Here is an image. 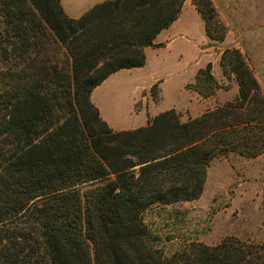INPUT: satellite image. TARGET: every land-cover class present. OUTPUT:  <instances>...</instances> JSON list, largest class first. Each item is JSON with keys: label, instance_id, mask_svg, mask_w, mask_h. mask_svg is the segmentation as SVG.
<instances>
[{"label": "trees", "instance_id": "trees-1", "mask_svg": "<svg viewBox=\"0 0 264 264\" xmlns=\"http://www.w3.org/2000/svg\"><path fill=\"white\" fill-rule=\"evenodd\" d=\"M184 1L105 0L72 18L60 0H0V264H264V241L233 236L165 254L141 219L198 198L214 158L264 152V95L238 49L220 56L237 96L186 121L168 109L116 131L90 100L110 74L144 65ZM192 2L221 41L211 0ZM54 43L69 64L51 61ZM186 87L206 98L222 86L207 63ZM150 95L160 100L157 83Z\"/></svg>", "mask_w": 264, "mask_h": 264}, {"label": "rangeland", "instance_id": "rangeland-1", "mask_svg": "<svg viewBox=\"0 0 264 264\" xmlns=\"http://www.w3.org/2000/svg\"><path fill=\"white\" fill-rule=\"evenodd\" d=\"M101 1L61 0L60 3L69 7L70 13H77L79 9L91 7ZM211 2L216 11V21H212L215 32H221L220 25L225 28L221 41L212 39L215 48L211 49L210 58L216 66V73L219 67V75L222 76L220 56L223 50L236 48L253 71L264 95V0ZM77 15L81 16L80 13ZM192 23L197 31V24ZM52 40L53 38L48 37L47 41ZM46 47L53 63L59 67L70 63L63 47L58 43L50 46L46 44ZM191 59L192 54H184V72L167 82L169 88H166L160 103L152 104V112L186 102V95H175L171 92V86L179 79L187 81L191 78L189 70L192 67L187 63L192 62ZM153 74L150 70L121 69L107 78L94 93V101L100 105L107 124L113 130H128L144 124L145 116L149 114L146 107L143 109L147 94L141 90L148 87ZM221 86L207 101L209 109L237 96L238 84L234 74L225 75ZM149 96L151 97L150 90ZM141 109L144 111L139 112ZM192 109L195 110L196 105L193 104ZM178 111L181 113L180 120L186 121L189 112L187 106ZM263 191L264 152L255 157L229 152L211 160L206 169L203 191L198 198L171 204H154L142 212L141 219L158 238L156 245L165 254H171L190 242L215 246L228 236L261 242L264 241Z\"/></svg>", "mask_w": 264, "mask_h": 264}, {"label": "crops", "instance_id": "crops-1", "mask_svg": "<svg viewBox=\"0 0 264 264\" xmlns=\"http://www.w3.org/2000/svg\"><path fill=\"white\" fill-rule=\"evenodd\" d=\"M61 5L64 12L69 17L76 18L79 16L77 15L78 13H80L81 15L83 12H85L95 4H93L91 7H84L82 9H79L77 13H75L76 11L70 13L68 9L69 7H66L64 4ZM192 22L197 24L198 27L197 31L195 30L196 28L192 25L193 24ZM154 43H156L157 46H148L144 49V54H145L144 65L141 67L133 68V69L147 70V71L150 70L152 71V73L154 72L152 78L150 79V83L148 87L142 88L141 90V91H146L147 96H145L146 101H144L143 109L146 107L149 114L145 116V122L141 126L147 124L148 116L153 117L168 109H175L177 112H179L178 110H182L184 109V106L185 108L187 106L189 112L186 120L189 118L197 117L202 113H204L205 111L209 110V108L207 107V101L211 99V96L203 98L195 90L191 88H187L186 85L194 81V77L197 70L199 68H203L207 63L212 64V73L220 84L222 83V78L224 76L219 75V71H220L219 67L217 68L218 73H216L215 70L216 66L214 63H212V60L210 58V51L211 49L215 48L214 42L206 34L204 20L201 17L198 10L196 9V7L194 6V4L191 2V0H185L183 2L177 18L167 28L162 29L156 35L154 39ZM184 54L186 55L192 54V59H191L192 62H187L192 67V69L189 70V74L191 78L187 81H184L183 79L182 80L179 79L178 81H176L171 86V90H172L171 92H173L175 95L178 94L186 95V102L179 106L174 104L173 106L168 107L165 110L152 112L151 111L152 104L160 103L162 100L161 98L163 93L166 91V88H169L167 82H169L173 77H176L175 75L184 72ZM112 74H110L107 78H109ZM107 78L104 81H102L98 86H96L90 94L91 102L98 108L100 115L102 119H104V121H107L106 117L103 115L101 111V107L98 104V102L94 101V93L97 91V89H99L100 85L107 80ZM154 83L158 84L159 94L161 97L158 102H154L152 98L149 96L150 87ZM193 104L196 105L195 110L192 109ZM141 111L144 110L142 109L139 110V112ZM180 119H181V113H180Z\"/></svg>", "mask_w": 264, "mask_h": 264}]
</instances>
